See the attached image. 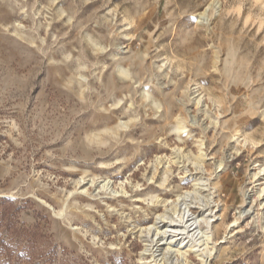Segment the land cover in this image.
Listing matches in <instances>:
<instances>
[{
  "label": "rangeland",
  "instance_id": "1",
  "mask_svg": "<svg viewBox=\"0 0 264 264\" xmlns=\"http://www.w3.org/2000/svg\"><path fill=\"white\" fill-rule=\"evenodd\" d=\"M211 1L0 0V264H146L154 197L200 176L208 264H264V0Z\"/></svg>",
  "mask_w": 264,
  "mask_h": 264
},
{
  "label": "bare ground",
  "instance_id": "2",
  "mask_svg": "<svg viewBox=\"0 0 264 264\" xmlns=\"http://www.w3.org/2000/svg\"><path fill=\"white\" fill-rule=\"evenodd\" d=\"M219 0H212L209 4L206 5L203 11L198 12V19L201 23L206 15H208L210 10H215V13L218 14V4ZM208 18V17H207ZM177 131L184 130L186 128L185 121L177 120ZM193 123H196L194 119ZM176 162H181L177 158L179 155L175 156ZM204 158V154L201 153L199 159L201 161ZM197 164V163H196ZM223 166L222 163L219 165ZM225 168V166H223ZM260 172L264 173V168L260 169ZM165 180L167 178V171H164ZM85 177H82L78 184L81 185L76 191H73L72 195L80 190L82 186L86 183L91 182L93 185H96V181L92 178L90 181L86 182ZM193 190H186L183 193L179 194L176 199L168 200L161 196H156L153 199L155 204H160L165 208L164 213H160L156 216V221L152 226L142 229V232L145 230L147 234L144 235L147 243L145 244V250L142 252V258L147 257L148 255L152 256L150 260L144 261L146 264H188L189 253L193 252L200 260L202 264H208L209 261L215 255L217 250L216 241L217 235V225L218 220H222L223 213L221 212V205L218 200H216L214 191L209 193H203V191L216 189L210 187V179H206L202 176L196 177ZM101 185L102 190L105 193H111L113 196H123V191H117L112 188V181L109 178L102 179L98 182ZM83 192H88V189L85 187ZM250 193V192H249ZM249 193H244V206L243 209L239 212V218H244L254 209L253 204H251V196ZM264 194V188L260 194ZM112 197V196H111ZM108 196V198H111ZM111 207V205H108ZM68 207V202H65L63 212L59 215L64 217L65 210ZM200 208V212L196 214L193 209ZM257 216V220H258ZM239 220L236 219L227 225V233L223 240L220 243L226 242L227 238L231 234L232 228L237 227ZM77 230V228H76ZM141 232V233H142ZM144 233V232H143ZM165 244L166 249L165 254L167 257V263L160 259L162 247L161 244ZM160 252L159 254H157ZM164 254V253H163ZM182 259L178 263H173V259Z\"/></svg>",
  "mask_w": 264,
  "mask_h": 264
}]
</instances>
